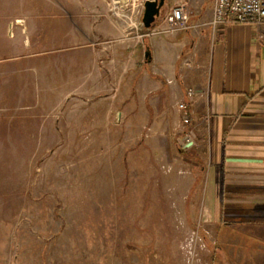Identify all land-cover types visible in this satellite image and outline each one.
Here are the masks:
<instances>
[{
  "label": "rangeland",
  "instance_id": "374dc122",
  "mask_svg": "<svg viewBox=\"0 0 264 264\" xmlns=\"http://www.w3.org/2000/svg\"><path fill=\"white\" fill-rule=\"evenodd\" d=\"M112 1L0 0V264H264V201L221 218L204 184L186 215L176 197L128 201L120 180L174 169L162 148H127L139 122L117 125V106L80 88L106 20L126 23Z\"/></svg>",
  "mask_w": 264,
  "mask_h": 264
},
{
  "label": "crops",
  "instance_id": "0c3cea01",
  "mask_svg": "<svg viewBox=\"0 0 264 264\" xmlns=\"http://www.w3.org/2000/svg\"><path fill=\"white\" fill-rule=\"evenodd\" d=\"M143 2L112 1L126 23L113 17L106 20L114 31L110 45L103 54L98 48L86 49L80 70L85 93L101 94V99L117 106V125L124 120L139 122L143 131L132 135L133 142L126 147L165 148L158 151L157 166L174 169L169 176L120 180L128 185V201L130 194L138 203L149 196L176 197L186 215L185 202L198 193L199 184L205 185L203 197L216 218L233 216L237 211L233 203H242L246 210L251 203L264 201V22L213 28L207 25L213 16L212 1L169 0L171 8L195 12L191 27L158 34L143 27ZM146 47L152 53L150 63L142 58ZM181 102L190 112L185 129L192 132L193 143L188 147L183 145ZM172 153L177 156L172 158ZM183 153L193 160H186ZM180 169L186 175H180ZM201 170L204 179L199 178Z\"/></svg>",
  "mask_w": 264,
  "mask_h": 264
},
{
  "label": "built area",
  "instance_id": "2783aa9c",
  "mask_svg": "<svg viewBox=\"0 0 264 264\" xmlns=\"http://www.w3.org/2000/svg\"><path fill=\"white\" fill-rule=\"evenodd\" d=\"M191 18L192 11L189 9L182 6L171 8L151 32L169 34L188 30L191 27ZM263 22L264 0H213V16L209 21V26L213 28L224 23L261 24ZM188 94L192 95L193 90L190 89ZM178 108L183 114L182 126H187L190 121V112L186 103L181 102ZM192 140L191 132L185 130L184 143L188 144Z\"/></svg>",
  "mask_w": 264,
  "mask_h": 264
},
{
  "label": "water",
  "instance_id": "95a60500",
  "mask_svg": "<svg viewBox=\"0 0 264 264\" xmlns=\"http://www.w3.org/2000/svg\"><path fill=\"white\" fill-rule=\"evenodd\" d=\"M120 1V0H116ZM143 13L141 17V22L144 29L149 32L158 22L162 20L164 13H167L168 5L167 0H145L143 2ZM152 61V53L149 47H146L144 52V62L150 63Z\"/></svg>",
  "mask_w": 264,
  "mask_h": 264
},
{
  "label": "trees",
  "instance_id": "16d2710c",
  "mask_svg": "<svg viewBox=\"0 0 264 264\" xmlns=\"http://www.w3.org/2000/svg\"><path fill=\"white\" fill-rule=\"evenodd\" d=\"M145 31L147 32V30L145 29Z\"/></svg>",
  "mask_w": 264,
  "mask_h": 264
}]
</instances>
